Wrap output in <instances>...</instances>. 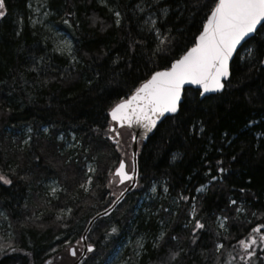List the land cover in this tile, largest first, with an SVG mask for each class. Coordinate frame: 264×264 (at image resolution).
Listing matches in <instances>:
<instances>
[{
    "label": "trees",
    "instance_id": "trees-1",
    "mask_svg": "<svg viewBox=\"0 0 264 264\" xmlns=\"http://www.w3.org/2000/svg\"><path fill=\"white\" fill-rule=\"evenodd\" d=\"M31 1L5 0L0 17V173L13 180L0 184V264H72L68 248L81 252L89 221L125 189L113 179L125 159L109 137L110 126L122 130L110 106L191 47L207 9L204 0L160 1L151 11L164 33L157 38L148 12L135 9L142 0H46L49 29L33 26ZM109 8L121 12L119 27ZM55 28L72 42L73 58L56 50ZM161 40L170 42L157 51ZM260 40L248 46L255 50ZM238 52L222 93L201 98L187 89L188 110L166 117L141 142L136 187L93 225L87 241L94 251L80 264H106L126 243L131 264H160L181 249L173 264H224L238 256L239 240L264 225V70L250 66L243 47ZM196 120L201 134L190 130ZM123 130L119 145L131 149L132 133ZM53 181L59 190L50 194ZM153 187L157 197L141 207ZM195 219L205 227L193 243ZM216 244L224 245L220 252Z\"/></svg>",
    "mask_w": 264,
    "mask_h": 264
},
{
    "label": "snow or ice",
    "instance_id": "snow-or-ice-1",
    "mask_svg": "<svg viewBox=\"0 0 264 264\" xmlns=\"http://www.w3.org/2000/svg\"><path fill=\"white\" fill-rule=\"evenodd\" d=\"M100 2L107 6V0H100ZM199 2L200 0H197V3ZM142 3L146 5V8L142 7L141 3H137L135 9L144 12L153 8L154 4L159 3V0H142ZM202 7L207 9V13L203 18L202 27L197 29L198 35L194 36L192 46L187 47L179 57L172 59L170 66L150 71L138 86H134L133 89L129 90L130 94L126 99L121 98L118 103L110 106L109 115L112 121L121 126L126 124L129 127L135 123L143 128L145 132H151L157 127V122L161 121V118L165 117L166 114H177L188 110L186 105H191L192 100L188 98L186 85L196 86L200 96L221 92L225 88L224 82L230 81L233 75L231 61L234 54L239 57L238 46L245 49L251 67L264 70V43H261L264 41V0H204ZM4 9L5 0H0V17L6 15ZM109 11L115 17V25L119 27L121 12L111 8H109ZM160 11L162 16H166L168 9L161 6ZM69 15H72V13H69ZM97 19V17H93V23ZM65 23H68V21L65 20ZM145 23L152 25L149 30L154 31L157 38L164 35L160 28L155 27L156 21L152 19L151 14ZM101 24L103 26V22ZM256 36H260L261 40L257 41L258 46L254 50L248 45ZM169 42L161 40L157 46V51H163ZM137 43L139 42H131L129 49H134ZM161 45L164 47L162 48ZM240 58L243 59L244 57ZM119 59H122V57L113 60V64H116ZM253 61L255 63H252ZM128 67H131V65L129 64ZM190 123L192 124L190 130L193 134L204 132L202 121L196 120L194 123L191 121ZM252 123V121H249V124ZM43 131L47 133L49 129L44 128ZM109 131H115V129L110 126ZM225 135L227 134L225 133ZM135 138L133 136V139ZM220 163L221 161H216L217 165ZM216 170L218 172L226 171L222 167H218ZM89 171H94V169H89ZM211 171L210 168L209 172ZM113 179H116L119 183L133 180V176L125 171L123 160L119 161ZM211 179L215 180L217 177L212 175ZM91 180L92 178L89 176L86 183L90 184ZM112 182L113 180L110 179L109 184ZM0 184L12 185L13 180L0 173ZM81 187H85V185L82 184ZM85 190L87 189L85 188ZM200 190L197 189V191ZM125 191H127V188ZM164 191L167 192L168 188L165 187ZM240 191L243 192L244 189L241 188ZM122 195L123 193L120 194V196ZM119 198L117 197V199ZM180 199L188 200L189 197L181 196ZM230 203L235 204L236 201L231 200ZM165 211L168 210L165 209ZM194 211L195 208H193ZM237 211L239 212L241 209L237 208ZM107 214L106 210L105 215ZM204 227L205 225L199 219H195L192 229L193 243L196 242V230ZM220 227L223 228L225 225L221 224ZM261 228H264V225L253 228L247 242L244 239L238 241L243 249L240 259L244 264H254V262L255 264H264V256L260 255V253H264V232L261 231ZM112 231L115 232L116 229ZM162 238L163 233L158 239ZM171 239L175 240L176 237L173 236ZM138 246L143 247V245ZM8 247H11V245H8ZM223 247L222 244H216V251L220 252ZM257 247L260 249L259 252L256 250ZM0 251H4V246L0 245ZM87 251L91 253L94 249L91 245H88ZM181 251L183 250L170 251L166 259H161L160 264H173V262L178 261ZM69 252L74 257L77 254L71 247H69ZM225 264H231V260L226 261Z\"/></svg>",
    "mask_w": 264,
    "mask_h": 264
},
{
    "label": "rangeland",
    "instance_id": "rangeland-1",
    "mask_svg": "<svg viewBox=\"0 0 264 264\" xmlns=\"http://www.w3.org/2000/svg\"><path fill=\"white\" fill-rule=\"evenodd\" d=\"M160 1H162V0H159V2ZM155 5L156 4H154L153 8L146 10L148 12V15L146 17L147 20L149 18V15L151 14L152 19L156 21L155 15L153 14V12H151L154 10ZM141 6L146 8V5H144L143 3H141ZM30 8L32 11V24H33V26H39L42 28L49 29L50 28L49 26L52 25L51 23H49L51 14L46 7V0H32L31 4H30ZM143 13H145V11ZM147 25L149 27L152 26L151 24H147ZM52 33H53L54 38H55L56 50L62 54L67 55L70 58H73L72 42L68 39V37L64 36L63 33L56 30V28ZM122 131H124V130L122 129L121 132L117 131V133L113 131L109 135V137L111 138L112 142L115 143L116 150H117L118 154L120 156L124 157V159L127 161V168L129 170L130 166H131V160H130L131 159V149H130L129 145H127V144L119 145L121 140L124 138V133ZM72 144H73V141L68 144V147L70 148L72 146ZM140 146H141V143H140ZM89 169H94L92 164L88 165V173H93V171H89ZM47 187H48V190L50 191V194H55L59 190V187L57 186L56 182H54V181L48 183ZM121 188H123V186L120 187V189ZM153 189H155V188L153 187ZM153 189L151 190L150 194L144 198L141 207L147 206L149 202H152L157 197V190L156 189L153 190ZM218 222H219V226L221 224L225 225V220H223V219L219 218ZM253 235H255V234H253ZM140 245H141V242H140ZM128 246H129V244H127V243L123 246H120L118 248V250H116V252L113 254V256H111V258L108 260V262L106 264H131L132 260H131L130 254L128 253L129 250H126V248ZM135 246L136 247H132V249L135 248V250H136V248L139 247L137 243H135ZM138 252L139 251H136V255L138 254ZM242 252H243V249L241 248V246H239L238 256L230 255V256H228L226 261L231 260V264H244V262L240 259ZM69 254H70V252H69Z\"/></svg>",
    "mask_w": 264,
    "mask_h": 264
},
{
    "label": "water",
    "instance_id": "water-1",
    "mask_svg": "<svg viewBox=\"0 0 264 264\" xmlns=\"http://www.w3.org/2000/svg\"><path fill=\"white\" fill-rule=\"evenodd\" d=\"M241 49V46H238V51ZM236 57V54H234V56H233V59H232V61H231V64H232V62H233V60H234V58ZM226 82V81H225ZM224 82V83H225ZM186 89H194V90H198L197 88H196V86H192V85H186ZM223 91V90H222ZM222 91L221 92H218V93H208V94H205V96H201V98H204V97H209V96H213V95H217V94H220V93H222ZM170 115H172V114H166L165 115V117H162L161 118V121H158L157 122V126L166 118V117H168V116H170ZM119 126H121V125H119ZM128 126V125H127ZM129 127V126H128ZM131 130H132V132H133V136H135L136 138L135 139H132V155H133V163H134V169H135V171H133L132 172V174H129L128 172H127V168H126V163H125V171L129 174V175H131V176H133V180L131 181V184H130V186L127 188V191H123L122 193H123V195L122 196H119L120 198L119 199H116L115 200V203H112V205L109 207V208H107L106 210H107V215H105V211L106 210H104V211H102V212H100V213H98L96 216H94L90 221H89V223L87 224V227H86V229H85V231L83 232V234H82V238H81V240H82V244H83V252H82V254H81V256L73 263V264H80L83 260H84V258L87 256V254H88V251H87V246H88V242H87V236H88V234H89V232H90V230L92 229V227H93V225L95 224V222L97 221V220H99L100 218H103V217H106V216H108V215H110L114 210H115V208L122 202V200L125 198V196L127 195V194H129L131 191H133V189H134V187L136 186V183H137V164H136V157H137V153H138V142H139V140L140 139H143L144 141L148 138V137H150L151 135H152V133H153V131H154V129L151 131V132H145V130L143 129V128H141L139 125H137V124H133L131 127ZM143 133V135H141ZM127 181H125L124 183H126ZM120 184H123V183H120ZM74 250V249H73ZM72 256V255H71Z\"/></svg>",
    "mask_w": 264,
    "mask_h": 264
}]
</instances>
